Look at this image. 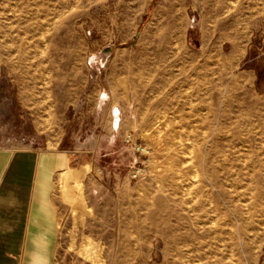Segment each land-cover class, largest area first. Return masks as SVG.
Wrapping results in <instances>:
<instances>
[{"label": "rangeland", "instance_id": "obj_1", "mask_svg": "<svg viewBox=\"0 0 264 264\" xmlns=\"http://www.w3.org/2000/svg\"><path fill=\"white\" fill-rule=\"evenodd\" d=\"M2 148L63 161L57 264H264V0H0Z\"/></svg>", "mask_w": 264, "mask_h": 264}, {"label": "crops", "instance_id": "obj_2", "mask_svg": "<svg viewBox=\"0 0 264 264\" xmlns=\"http://www.w3.org/2000/svg\"><path fill=\"white\" fill-rule=\"evenodd\" d=\"M62 162L36 149H0V264H57Z\"/></svg>", "mask_w": 264, "mask_h": 264}, {"label": "water", "instance_id": "obj_3", "mask_svg": "<svg viewBox=\"0 0 264 264\" xmlns=\"http://www.w3.org/2000/svg\"><path fill=\"white\" fill-rule=\"evenodd\" d=\"M110 50H111V47H107V48H105V49L103 50V52L101 53L100 59H101V60H106L107 57H108V55H109ZM95 60H97V57H92V58H91V61H95Z\"/></svg>", "mask_w": 264, "mask_h": 264}, {"label": "bare ground", "instance_id": "obj_4", "mask_svg": "<svg viewBox=\"0 0 264 264\" xmlns=\"http://www.w3.org/2000/svg\"><path fill=\"white\" fill-rule=\"evenodd\" d=\"M117 111V110H116Z\"/></svg>", "mask_w": 264, "mask_h": 264}]
</instances>
